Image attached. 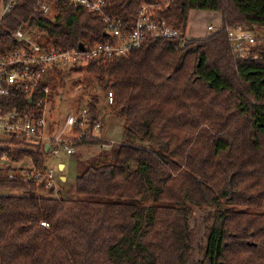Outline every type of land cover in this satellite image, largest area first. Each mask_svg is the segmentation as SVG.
I'll return each instance as SVG.
<instances>
[{"label":"trees","instance_id":"1","mask_svg":"<svg viewBox=\"0 0 264 264\" xmlns=\"http://www.w3.org/2000/svg\"><path fill=\"white\" fill-rule=\"evenodd\" d=\"M36 2L24 0L3 21L0 54L16 46L21 27L62 51L110 42L102 17L61 6L50 19ZM163 2L112 0L107 14L129 27L142 6H161L156 13L180 38H149L127 57L55 71L62 80L80 72L93 79L91 128L99 121L102 129L105 102L124 121L123 143L80 163L70 197L0 171V190L20 194L0 195V264H264V44L241 58L229 37L236 27L264 32V0ZM192 11L220 14L222 28L188 39ZM97 140L86 131L75 145ZM4 153L31 158L38 170L50 156L41 145ZM192 208L213 211L203 258L189 263Z\"/></svg>","mask_w":264,"mask_h":264},{"label":"built area","instance_id":"2","mask_svg":"<svg viewBox=\"0 0 264 264\" xmlns=\"http://www.w3.org/2000/svg\"><path fill=\"white\" fill-rule=\"evenodd\" d=\"M24 0H0V26L3 21ZM112 0H37L38 11L48 18L56 17L61 6H76L82 12L91 14L94 18L102 17L106 23L110 42L93 47L85 45L84 49L57 50L45 44L38 30L19 28L13 35L16 46L0 54V150H37L38 145L45 147L50 144L49 154L52 157L62 155L74 156L76 148L73 136L77 127L82 131L77 140L84 137L86 131L90 134L100 131L99 121L90 125V113L87 108L71 111L65 118L59 133L50 123L48 107L50 103V85L56 70L69 71L83 66L88 59H110L127 57L134 50L142 47L146 39L180 38L183 33L171 28L156 12L161 6L144 5L137 14L132 26L123 25L107 14V8ZM173 0H164L165 6H170ZM208 31H214L213 26ZM242 27L229 30L234 53L239 57H248L247 47L256 46L254 35ZM216 32V31H214ZM188 38V37H187ZM189 39V38H188ZM42 98L34 102V95L39 87ZM32 100L31 107L21 109L17 105L19 98ZM109 104L114 103L113 94H109ZM13 105V107H10ZM56 135H55V134ZM94 135V134H93ZM30 159L31 158H25ZM17 163V162H16ZM6 164V165H5ZM15 161L10 160L8 153L0 156V171L11 169L10 179L22 177L25 183L36 181L38 184L57 189L54 172L47 168L38 170L31 167L15 168L10 166ZM43 227H49L42 222Z\"/></svg>","mask_w":264,"mask_h":264},{"label":"rangeland","instance_id":"3","mask_svg":"<svg viewBox=\"0 0 264 264\" xmlns=\"http://www.w3.org/2000/svg\"><path fill=\"white\" fill-rule=\"evenodd\" d=\"M214 27V31H218L222 27L221 17L217 13L192 11L189 17L187 27V37L189 39H202L211 35L214 31H208L209 26ZM264 32H255L254 39L256 45H263ZM250 47H247V50ZM53 80L49 85H55L56 93L53 94L51 105L48 107L50 123L55 128V133H59L61 126L64 125L65 118L73 111H79L87 108V103L90 102L96 87L95 82L89 75L80 72L72 73L62 80L60 74H53ZM51 87V86H50ZM103 127L100 131L93 133L97 140V144L76 146L77 136L74 132H70L73 136L68 138L73 140L76 153L74 156L62 155L59 157L49 156L46 166L54 172L57 182L56 193L62 192L58 197H70V189L75 185L76 178L79 174L80 163H87L98 158L102 153L108 151L110 153L113 148L118 147L123 143V119L113 116L111 109L104 102L103 111L101 114ZM54 133V134H55ZM55 134V135H56ZM31 164V160H25L14 164L13 167H22ZM65 165V169L61 171L60 166ZM61 176L67 180L61 181ZM1 196H17L19 193L2 191ZM190 216V225L192 228V243L189 263L199 261L203 258L207 235L212 224L211 212L212 209L192 208ZM246 211H249L248 209ZM251 212V211H250ZM252 212H258L252 210Z\"/></svg>","mask_w":264,"mask_h":264},{"label":"crops","instance_id":"4","mask_svg":"<svg viewBox=\"0 0 264 264\" xmlns=\"http://www.w3.org/2000/svg\"><path fill=\"white\" fill-rule=\"evenodd\" d=\"M210 13H212V12H210ZM191 14V13H190ZM218 15H220V14H218ZM220 17H221V15H220ZM221 23H222V17H221ZM212 26V25H211ZM222 26H223V24H222ZM222 28V27H221ZM221 28H219V30L221 29ZM245 29V28H244ZM247 30V29H246ZM247 32H249V33H251L250 31H247ZM262 32V31H261ZM186 34H187V32H186ZM251 34H253V33H251ZM194 39V38H193ZM25 160H30V159H24V160H22L21 162H24ZM17 163H20V162H17ZM16 162H15V164H17ZM6 165V164H5ZM14 164H11L10 166H13ZM33 165V163H32V161H31V164L30 165H27V166H25V167H31ZM15 167V166H14ZM22 167H24V166H22ZM15 168H20V167H15ZM60 169H61V171L62 170H64L65 169V165H61L60 166ZM65 180H67L66 178H64L63 176H61V181L63 182V181H65Z\"/></svg>","mask_w":264,"mask_h":264},{"label":"water","instance_id":"5","mask_svg":"<svg viewBox=\"0 0 264 264\" xmlns=\"http://www.w3.org/2000/svg\"><path fill=\"white\" fill-rule=\"evenodd\" d=\"M80 48L83 49L84 46H83V45H80ZM49 150H50V144H47V145H46V153H48Z\"/></svg>","mask_w":264,"mask_h":264}]
</instances>
